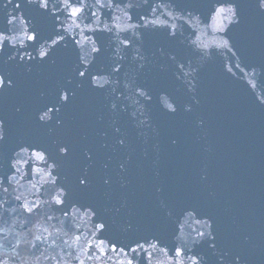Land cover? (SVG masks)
Instances as JSON below:
<instances>
[{"label":"water","instance_id":"water-1","mask_svg":"<svg viewBox=\"0 0 264 264\" xmlns=\"http://www.w3.org/2000/svg\"><path fill=\"white\" fill-rule=\"evenodd\" d=\"M115 2L132 5L131 20L122 9L93 7L77 28L61 0H49L47 11L36 0H0V32L16 45L0 51V177L10 174L8 161L20 145L46 148L59 161L58 183L69 192L64 208H94L95 222L106 224L101 238L125 248L158 241L168 251L149 248L152 264H169L175 247L199 253L201 264H264V10L257 0ZM221 5H238L237 17L214 19ZM91 11H98L99 26ZM129 24L134 27L127 31L115 27ZM105 26L112 31L99 30ZM32 30L34 42L25 36ZM84 36L100 53L91 52ZM125 38L127 48L120 43ZM42 49L48 52L43 58ZM97 75L102 78L93 81ZM139 87L146 97L137 95ZM45 113L50 119L41 121ZM58 145L69 146L67 158L59 156ZM85 174L82 187L78 178ZM35 191L25 178L14 181L9 194L0 192V201H8L0 208V258L14 256V264H54L44 258L53 255L71 264H78L75 256L85 264L125 259L111 252L88 259L82 249L92 222L63 217L42 203L50 199L46 193L37 212L25 213L14 197L22 193L31 201ZM207 217L211 229L194 223ZM45 228L53 233L48 244L55 239L59 248L35 240L48 235ZM193 228L211 232L215 249L207 241L193 245ZM73 235L82 239L75 243ZM137 259L146 264L143 253Z\"/></svg>","mask_w":264,"mask_h":264},{"label":"snow or ice","instance_id":"snow-or-ice-1","mask_svg":"<svg viewBox=\"0 0 264 264\" xmlns=\"http://www.w3.org/2000/svg\"><path fill=\"white\" fill-rule=\"evenodd\" d=\"M37 6L40 9H43L45 11L49 8V0H36ZM257 8L264 10V0H257L256 4ZM16 8H19L20 5L17 4L15 6ZM61 7L66 10L67 15L69 18L73 19V24L76 25L77 28L80 27L79 23L77 21L80 19L82 15L85 14L86 9H91L95 7L98 10H103L105 8L107 9H122L124 10V15L128 17L129 20H131V16L128 15L127 9H130L132 7L131 4H121L116 3L115 0H95L94 5H89L85 2V0H61ZM238 5H229L224 6L221 5L220 7L215 8V16H225L232 19H235L238 15ZM155 10V9H154ZM191 16V14H189ZM90 16L92 18H95V21L97 25L99 26L100 18L98 15V11H91ZM116 19H119V17H116ZM13 20H9V23H13ZM152 23H155L153 21ZM115 27L119 31H127L128 28L134 27V25L129 24L125 28H121L119 25H115ZM98 28H91L88 27L87 31L95 32ZM101 31H112V28L105 26L103 29H99ZM66 31V29H65ZM84 30H82L83 33ZM175 35V33H172ZM26 39L28 41H36L37 40V34L35 30H32L31 34L25 33ZM63 39V36H60L58 39H53L52 44L55 45L59 43V40ZM83 41L85 44H91L93 45L91 47L92 53H100L101 49L99 47L95 46V41L91 39V37L84 36ZM11 43L9 40V37L7 34L0 32V51L4 49L5 44ZM76 43L78 45L81 44L80 40H77ZM120 43L125 47H129L130 41L125 38L124 40H121ZM226 43V42H225ZM12 47H15L16 45L14 43H11ZM20 46L24 47L23 41L20 42ZM40 57L43 58L48 55V52L45 50H41L39 53ZM10 59H15V57H9ZM28 59H32L31 55H27ZM21 60H24L25 57L21 56ZM83 61V57L81 58ZM182 67V66H181ZM113 72H119L120 66L116 65L112 69ZM84 71H79L78 75L80 77L85 76ZM102 77L97 75L93 76V81H98ZM11 83V81H9ZM4 79L2 76H0V86H3ZM98 87H103L102 84H98ZM137 95L141 97H146L147 92L142 88L139 87L137 91ZM68 95L65 94L62 99L64 101L68 100ZM113 107H116L113 105ZM172 111H175L174 108L171 109ZM49 111H52V109H49ZM41 121H45L46 119H50V117L47 116V113L44 115H41L39 117ZM118 131V129H117ZM5 140V136L3 134V122L0 121V142H3ZM120 144H123L124 141L121 139L119 140ZM57 153L62 158H67L70 153V148L68 145H58L56 148ZM25 156L27 158H25ZM91 159V157H88ZM51 161V162H50ZM10 174H7L5 176L0 177V192L4 194H9V188L13 185V182L15 181L16 184H19V180L29 178V183H31V187L35 189L36 191L33 193V196H35L34 200H27V198H23V194L15 195L14 199L18 202H20L19 207L27 214L31 215L35 212H37L41 206V195L46 193L50 196L49 200H43L42 203L44 204H50L54 206L56 210L61 211L63 217H78L80 219H83L84 217L87 218L85 223L92 222V227L89 229V235L90 239L85 240L86 248L82 249L84 254L88 257V259L92 258V255H95L96 253H99L97 256V259L100 258V256H106L109 252L116 253L117 255L125 257L124 260H119L117 264H139V261L137 259L138 254L143 253L146 257V264H152L153 259V253L148 251L149 248L153 250H158L160 252H163L167 254V249L164 247H159V242L152 243L151 241H144L136 242L132 246L125 247H118L115 243H112L111 241H107L105 238H101L100 233H102L105 228L106 224L104 222H95L94 218L97 216L96 210L92 208L91 206H85L80 205L77 206L75 203L71 204L69 209L64 208V205L68 201L69 192L68 190L58 183V173L57 169L60 167L59 161L57 159L52 158L51 155H49L48 150L46 148H41L36 145H20L18 150H14L13 156L8 161ZM22 166H25L28 168L27 171L22 170ZM19 177V179H17ZM34 181V182H33ZM88 182V177L85 174L84 176L78 178V183L82 187H86ZM108 181H105L107 183ZM46 186H51L50 190ZM16 189L13 188V191ZM7 200L0 201V208H3L5 204H7ZM189 218H193L196 215V210L193 209L187 213ZM49 220L54 219L53 216L47 217ZM194 223L197 225H201L203 228L211 229L212 223H211V217H207L204 219H194ZM71 225L69 226V231L71 230ZM183 229V225H181V230ZM2 231V230H0ZM45 233H48L47 236L41 237L36 236L35 240L41 243L48 244L49 237L53 235V233H49L48 229L45 228L43 230ZM193 232H195V236L192 237V243L193 245H199L203 241H207L209 243V247L215 249V236L211 232H205L198 228H193ZM65 236L69 235L68 231L64 232ZM6 239V236L4 237ZM82 239L81 235H73L72 240L75 243H78ZM63 244L71 247L69 244V241L67 239L63 240ZM49 247L55 249L59 248L60 245L57 244L55 239L51 240V243L48 244ZM33 248H37V244H32ZM64 249L61 248V251ZM95 250V252H93ZM189 250L183 247H175L173 249L174 255L172 257H169V264H185V258H187L188 264H201L202 257H200L199 253L192 252L191 255H188ZM129 253H132L131 256H129ZM67 257H72L71 252L66 253ZM45 259H50L54 261V264H71L70 259H66L64 256H45ZM15 257H8L0 258V264H14ZM37 261H39V257L36 258ZM74 259L78 262V264H85L84 259H81L79 256H75ZM23 264V262H22ZM157 264H165V262H157ZM233 264H236L235 261H233Z\"/></svg>","mask_w":264,"mask_h":264}]
</instances>
